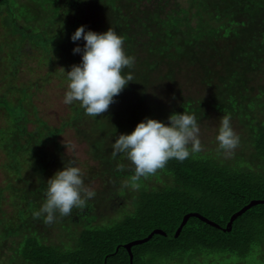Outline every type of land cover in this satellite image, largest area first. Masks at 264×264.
I'll return each instance as SVG.
<instances>
[{
  "label": "trees",
  "instance_id": "obj_1",
  "mask_svg": "<svg viewBox=\"0 0 264 264\" xmlns=\"http://www.w3.org/2000/svg\"><path fill=\"white\" fill-rule=\"evenodd\" d=\"M81 24L115 28L134 57L124 69L133 81L97 117L63 103L64 70L80 61L74 44L83 46L69 36ZM52 97L63 103L57 125L42 106ZM182 111L200 128L230 115L240 138L232 155L213 139L133 181L134 165L112 155L114 137ZM66 128L96 162L85 187L93 178L99 190L45 223L32 213L46 180L75 163L59 139ZM0 151V264H129L124 244L153 229L164 233L132 244L131 264H264V202L223 230L233 212L264 199V0H0ZM189 212L218 226L190 215L175 235Z\"/></svg>",
  "mask_w": 264,
  "mask_h": 264
},
{
  "label": "clouds",
  "instance_id": "obj_2",
  "mask_svg": "<svg viewBox=\"0 0 264 264\" xmlns=\"http://www.w3.org/2000/svg\"><path fill=\"white\" fill-rule=\"evenodd\" d=\"M69 39L83 40L74 44L73 53L80 54L79 63L65 71L67 86L63 103L78 102L85 114L97 117L114 103L128 82L133 81L131 69L134 57L124 51V37L115 28L102 32L76 26ZM167 123L145 117L137 121L130 132L119 133L111 143L112 155L122 153L134 165L133 181L162 169L170 159L184 161L201 152L200 127L194 114L171 112ZM218 147L231 156L240 138L231 125L230 115H223L215 137ZM84 173L73 162L65 163L46 180L45 199L32 215L52 223L58 213L68 216L74 208H83L95 192L84 185ZM138 187V184L134 185Z\"/></svg>",
  "mask_w": 264,
  "mask_h": 264
},
{
  "label": "rangeland",
  "instance_id": "obj_3",
  "mask_svg": "<svg viewBox=\"0 0 264 264\" xmlns=\"http://www.w3.org/2000/svg\"><path fill=\"white\" fill-rule=\"evenodd\" d=\"M31 74V73H30ZM27 75H29L27 73ZM62 100L52 97V99L49 101V103H43V108H44V117L52 124L57 125L59 121L62 118L61 112L63 111V106H62ZM207 125L205 127L200 128V140L202 144V150L207 149L209 147H214L215 142L211 141H216V131H217V122L214 121L212 118L207 120ZM60 141L63 144V149L65 154L68 156L72 157L74 160L75 164L79 166L84 175L89 179L91 172L93 170L92 167L96 166V162L91 160L87 154L84 153V145L82 143H79L73 136L72 132L69 129H64L62 133L59 136ZM214 139V140H213ZM206 142V143H204ZM207 147V148H206ZM3 160V154L0 151V162ZM0 179H1V173H0ZM88 182V180H87ZM92 184L88 185L89 188H96L98 189V180L93 179L90 181ZM99 190V189H98ZM9 209V207H8ZM51 238H53L55 241H58L59 239L51 234ZM10 242L6 243L5 248L3 249V253L1 258L6 257L12 250L9 248Z\"/></svg>",
  "mask_w": 264,
  "mask_h": 264
},
{
  "label": "water",
  "instance_id": "obj_4",
  "mask_svg": "<svg viewBox=\"0 0 264 264\" xmlns=\"http://www.w3.org/2000/svg\"><path fill=\"white\" fill-rule=\"evenodd\" d=\"M259 202H264V199H252L250 200L247 204L243 205L240 209H238L237 211L233 212L230 217H229V220L227 221L226 223V226L223 227V230L227 231L230 229L231 227V223L233 221V219L239 215L240 213H242L246 208H248L249 206L255 204V203H259ZM190 215H195L197 217H199L200 219L214 225V226H218L215 222L207 219L206 217L202 216L201 214L197 213V212H189V213H186L184 214L180 224L178 225L176 231H175V235L178 234L181 226L184 224V222L186 221V219L190 216ZM164 233L161 229H153L147 236L143 237V238H140V239H135V240H132L130 242H127L126 244H124V246L126 247L128 253H129V264H131V259H132V254H131V251H130V246L132 244H135V243H138V242H142L144 240H146L152 233Z\"/></svg>",
  "mask_w": 264,
  "mask_h": 264
}]
</instances>
